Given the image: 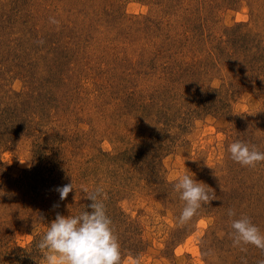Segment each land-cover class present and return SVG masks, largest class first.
<instances>
[{"label": "rangeland", "instance_id": "rangeland-1", "mask_svg": "<svg viewBox=\"0 0 264 264\" xmlns=\"http://www.w3.org/2000/svg\"><path fill=\"white\" fill-rule=\"evenodd\" d=\"M235 140L264 152V0H0V264H44L56 215L91 211L81 185L125 259L257 264L227 212L264 234V162ZM187 170L216 199L179 226Z\"/></svg>", "mask_w": 264, "mask_h": 264}, {"label": "clouds", "instance_id": "clouds-1", "mask_svg": "<svg viewBox=\"0 0 264 264\" xmlns=\"http://www.w3.org/2000/svg\"><path fill=\"white\" fill-rule=\"evenodd\" d=\"M50 23L59 27V21L50 18ZM42 43V41H41ZM230 158L241 166L254 168L264 162V152L255 145H249L241 140L231 142L227 147ZM207 185L194 179V174L188 170L180 174L173 183V190L179 194L184 202L183 209L177 218L179 226L188 223L202 205L209 204L216 199L214 191H209ZM60 200L67 198L74 190L72 182L56 189ZM81 191L91 201L88 208L77 215L63 216L59 213L37 245L42 253L44 264H140L139 257L128 254L125 259L121 253V246L115 234L113 222L107 214L105 201L107 192L102 186L91 191L81 185ZM227 215L232 218L231 231L228 233L232 246L241 252H247V246L252 245L264 252V234L247 215L236 217L233 209H228ZM241 264H247L242 258ZM264 264V259L257 261Z\"/></svg>", "mask_w": 264, "mask_h": 264}]
</instances>
